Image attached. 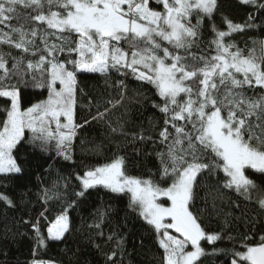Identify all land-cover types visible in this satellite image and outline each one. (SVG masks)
<instances>
[{"label": "snow or ice", "instance_id": "obj_1", "mask_svg": "<svg viewBox=\"0 0 264 264\" xmlns=\"http://www.w3.org/2000/svg\"><path fill=\"white\" fill-rule=\"evenodd\" d=\"M239 3L264 10V0ZM221 9V0H0V176L23 173L18 153L25 144L72 159L78 129L90 122L75 118L78 73L131 74L159 98L153 103L163 114L159 166L148 176L129 175L125 158L114 156L76 173L72 196L104 189L116 199L126 198V213L143 221L163 250L161 264H202L209 254L202 242L213 246L212 254L230 251L228 264H264V235L248 244L252 237L245 234L239 248H218L223 230H207L200 219L203 209L196 206L201 182L208 180L246 201L258 194L255 203L264 211V39L238 46L233 34L253 27L255 16L249 14L243 24L224 16L225 30L215 23ZM4 46L20 55L3 51ZM29 86L42 90L43 98L25 106L22 87ZM105 103L116 107L120 101ZM95 107L92 120H105L111 111L99 101ZM108 127L122 132L110 122ZM61 179L67 189L68 178ZM39 199L44 211L34 221H23L34 233L33 257L49 241H66L77 206L76 199L50 189ZM50 201L58 205L52 218L45 216ZM0 203L17 207L5 192ZM110 211L109 206L89 227L99 229ZM41 218L47 221L46 235ZM107 240H114L119 251L102 253L105 264H123V239L113 232ZM29 264L56 262L32 259Z\"/></svg>", "mask_w": 264, "mask_h": 264}, {"label": "trees", "instance_id": "obj_2", "mask_svg": "<svg viewBox=\"0 0 264 264\" xmlns=\"http://www.w3.org/2000/svg\"><path fill=\"white\" fill-rule=\"evenodd\" d=\"M221 3L222 9L216 15L215 23L225 30L226 25L222 24L224 16L241 24L248 19L249 14L255 16L250 22L253 27L247 28L243 33L233 34L232 39L238 46L243 48L247 44L252 47L253 40L264 39V10L257 11L251 5L240 4L239 0H221ZM12 23L18 22L13 20ZM19 23H24L23 18ZM207 34L211 38L210 27ZM37 43L39 44V40ZM3 51L20 55L17 50L7 46L3 47ZM192 51L199 54L198 49L194 48ZM259 54L257 46V55ZM77 80L76 122H90L78 129L72 144V159L65 160L57 156L55 150L42 152L25 144L18 153V163L24 169L23 173L0 176V192L7 193L17 204L15 209H9L0 203V264H29L32 259L50 260L56 264H105L102 253L116 249L115 241L107 240V236L113 232L124 242L123 264H161L163 250L159 248L148 226L134 215L126 213V198L116 199L104 189L89 190L85 197L78 199L72 196L78 185L76 173H82L88 167L99 166L117 155L125 158V169L129 175L148 176L156 172L159 166L156 153L164 149V145L159 143L163 114L153 107V103L159 102V98L151 85L136 81L131 74L120 75L115 70L110 71L107 77L78 73ZM121 81L126 87L122 88ZM22 96L25 106L43 98L42 90L30 86L22 87ZM90 99L93 101L91 105ZM97 101L103 107L111 108L105 120L91 119L96 112ZM105 101L120 103L112 107ZM2 115L0 112V116ZM108 122L113 127H122V132L113 133ZM141 134L150 136L151 139L142 141L139 139ZM61 178H68L67 189ZM56 183L59 184L58 189L53 188ZM44 189L59 191L66 194V198L77 200V206L71 211L74 230L71 234H66V241H49L47 248L39 249L33 257L34 233L23 221H34L44 211L43 201L39 199ZM198 191L196 206L197 210L203 209L200 214L202 225L209 231L223 230L225 236L224 240L217 242L216 247L227 250L239 248L245 234L252 237L246 243L259 242L260 235H264V211L255 203L258 194H254L252 201H246L235 192L217 190L210 186L208 180L201 182ZM204 197H207V204ZM109 206L114 211L104 217L101 227H89L99 222L100 214ZM47 208L45 216L54 217L58 210L57 203L50 201ZM225 220L228 221L227 225ZM46 226L47 221L41 218V229L45 235ZM101 231L104 233L102 237L98 235ZM228 235L235 239L228 240ZM95 244H99L100 248L97 249ZM202 244L209 253L202 258V264H228L230 251L212 254L213 246L206 242Z\"/></svg>", "mask_w": 264, "mask_h": 264}]
</instances>
